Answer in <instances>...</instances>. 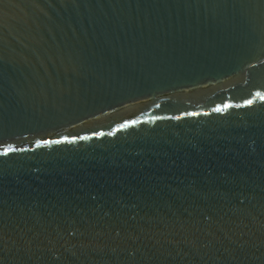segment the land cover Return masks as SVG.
<instances>
[{"label":"water","instance_id":"obj_1","mask_svg":"<svg viewBox=\"0 0 264 264\" xmlns=\"http://www.w3.org/2000/svg\"><path fill=\"white\" fill-rule=\"evenodd\" d=\"M0 264H264V0H0Z\"/></svg>","mask_w":264,"mask_h":264}]
</instances>
